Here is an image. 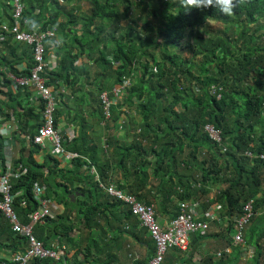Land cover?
Instances as JSON below:
<instances>
[{"label": "trees", "instance_id": "1", "mask_svg": "<svg viewBox=\"0 0 264 264\" xmlns=\"http://www.w3.org/2000/svg\"><path fill=\"white\" fill-rule=\"evenodd\" d=\"M7 1L11 10L7 23L12 24V0ZM83 1L87 11L81 14ZM22 2L28 20L26 31L42 33L54 27L71 40L57 52L58 70L45 76L49 87L63 85L75 90L81 73L88 70L77 67L82 60L99 69L94 89L83 96L107 133L103 147L89 145L87 131L92 126L79 108L75 117L68 115L79 125L80 133L71 142L63 137L61 143L65 151L80 157L71 159L70 167L59 168L63 156L54 152L53 145L45 163L35 161L33 154L48 146L33 143L40 126L30 132L34 150L28 158L14 163V171L20 174L11 180L14 210L22 224H29L30 215L41 205L36 186L45 187L47 199L65 210L34 224L33 235L46 248L66 245L69 251L61 261L35 259L28 264H107L103 251L111 249L124 233L141 238L143 232L152 241L149 247L155 255L156 243L148 229L141 226L131 206L103 191L90 172L92 166L101 183L115 185L152 206L160 225L158 215L167 207L170 222L182 214V204L196 205L215 189L214 197L206 199L201 211L218 205L230 220L234 235L244 207L251 202L253 215L243 234L245 244L256 247L250 262L263 264L264 0H233L231 16L216 7L184 8L178 0ZM60 19L67 22L60 24ZM122 21L128 23L125 29ZM3 37L0 105L6 114L0 108V117L7 118L24 114L20 95L26 91H14L9 75H30L32 65L26 73H19L16 66L21 58L32 64L33 59L30 48L23 45L26 51L19 55L20 44L9 35ZM55 40L46 43V51ZM126 83L130 87L111 106V117L106 119L101 95ZM61 105L69 108L63 95ZM205 126L220 131L222 142L211 140ZM2 141L0 136L1 164ZM119 173L122 178H117ZM76 193L79 195L73 201L70 195ZM161 205L165 207L161 209ZM28 247V238L13 231L10 220L0 213V253L10 256L1 258L0 264H18L12 259ZM108 256L116 258L112 252ZM223 263L220 258L217 264Z\"/></svg>", "mask_w": 264, "mask_h": 264}, {"label": "built area", "instance_id": "2", "mask_svg": "<svg viewBox=\"0 0 264 264\" xmlns=\"http://www.w3.org/2000/svg\"><path fill=\"white\" fill-rule=\"evenodd\" d=\"M12 6V24L7 23L0 27V35L2 36L0 42L5 41L3 35H9L12 37L14 43L24 45L32 51L33 64L29 70L30 75L19 78L9 75V78L12 81L13 90L16 92L33 89L42 107V124L33 138V143L46 147L47 142H49L53 145L58 155H65L69 159L80 157L76 153L66 152L62 146V136L56 127V115L59 108L60 95L63 94V91L59 92L49 87L48 79L45 77L49 72L46 43L49 40L55 39V32L48 30L42 33H29L24 29L28 24V20L24 18L25 6L22 0H12ZM129 87L130 84L126 83L121 89H115L111 93L105 92L101 95L100 101L106 119L111 117V106L121 99L125 90ZM204 129L211 140L217 143L222 142L220 131L214 129L212 126H205ZM247 154L251 157L250 152ZM261 158L264 159V155H261ZM90 172L94 175L95 180L100 183L103 191L131 206V211L133 215L137 216L141 226L148 229L156 243V253L148 264H164L166 255L171 249L186 252L189 249L191 236L196 233H203L208 229V221L198 219L196 205L189 206L186 204L181 205L182 214L177 219L170 221L162 227L156 220L155 211L152 206H146L130 194L117 189L115 185L107 186L101 183L100 175L94 166L91 167ZM19 176L20 174L13 170H6L0 175V213L10 220L13 231L27 237L29 240V247L26 252L15 255L12 261L18 264H28L35 259L61 261L68 255L69 248L66 245L46 248L44 243L33 235L34 224L43 223L47 218L55 216L52 202L47 199L46 188L39 184L36 186V195L41 205L38 211L30 215L31 222L29 224H22L16 215L14 210L15 197L12 195L11 180ZM243 212L244 214L239 219L236 225V232L233 235L232 243L234 245L245 244L243 229L249 224L253 215L251 202L244 207ZM206 218L213 220V217H209V215ZM73 257L72 255L70 258L71 262L74 261ZM196 264H200V262Z\"/></svg>", "mask_w": 264, "mask_h": 264}, {"label": "crops", "instance_id": "3", "mask_svg": "<svg viewBox=\"0 0 264 264\" xmlns=\"http://www.w3.org/2000/svg\"><path fill=\"white\" fill-rule=\"evenodd\" d=\"M9 5L10 3L7 0H0V25L7 24L8 16L11 13V10L8 9ZM84 5L87 7V2L83 1L81 4L82 11ZM66 22L67 21L64 19L59 20L60 24H64ZM53 29L56 32V40L47 45V59L49 63L48 71L50 73L56 72L58 70L59 60L57 59V52L71 41L60 33V29L54 27ZM18 46H21V51L19 52V55H21L24 51H26V47L23 45ZM31 65L32 63L29 59L21 58V63L16 66V69L19 73H26L29 66ZM83 66H86L83 61H80L77 64L78 68H83ZM85 73L87 74L86 80H90L92 74L89 71ZM88 74L90 75L88 76ZM83 85L86 84L84 77L81 75L80 85L75 88V90L63 85L51 87L52 89L58 90L59 92L63 91L62 95L67 106H69V108L65 109L62 105L59 106V124L57 129L62 138H69L70 142L78 137V134L80 133L79 125L76 123V121L73 123L71 121V117H75L74 114L79 108L78 112L80 111L83 117L92 126V129L87 131L88 141L90 143L89 145L97 144L99 147H103V142L107 133L104 129V126L98 123L99 117L98 115H94V110L89 106V99L84 98V93H89V90L86 86L85 88H82ZM25 92H27L26 96ZM72 93H75V96H72ZM20 98L22 101V108L25 110L24 114L19 116L8 115L7 118L0 117V136L3 138V153L1 154V157L4 161L3 164H1L0 161V175L2 172H4L2 165L6 170L14 171V163L16 161L23 159L24 157L28 158L31 155V152L34 150V147L30 142L31 133L36 132L37 127L41 126L42 124V108L37 100V94L34 92V90L30 89L24 91V93L20 95ZM82 100L83 102H81ZM91 100L92 99H90V102ZM79 103H81V105ZM0 108L1 113L6 114L4 106L0 105ZM30 112H32V115H28ZM68 115L71 116L70 119ZM96 129L99 131L97 132ZM47 146L48 148L46 150L33 154V158L37 163H45L47 157L52 154L53 149L50 147L51 143L47 142ZM63 157L60 159L61 162L59 168L70 167L71 159L67 158L66 156ZM46 171L47 169H45V172ZM117 178H122V174H117ZM215 193L216 190L212 189L208 195L202 197L197 203H195L197 217L198 219L208 221V229L203 233H197L191 236L189 249L186 252H181L177 249L169 250L164 264H196L197 262H200V264H217L220 258L224 262L223 264H231L233 262V264H252L250 261L254 257L256 247L248 243L244 245H234V243H232L231 239H233L234 231L233 226L230 220L223 215L221 209L217 208L218 205H212L206 211H201L206 199L211 200ZM52 205L54 215L61 214L65 210L63 205H58L55 202H53ZM163 207L165 206L161 205V209H163ZM169 209L170 208L167 207L166 210H164L166 211L165 213L158 215L159 222L162 226L167 225L169 222ZM208 215L209 217L212 216L213 220L206 218ZM140 234L141 238L124 233L121 238H119L118 241L113 244L111 249L109 248L103 251L104 257H102V259L108 262L107 264H136L141 261H149L154 255V253H151V249L149 247V245H152V241H150L148 236L143 235V232ZM251 246H253L255 249H252ZM109 252H112L116 258L112 259L110 256H108ZM1 258L10 259V256L0 253V260Z\"/></svg>", "mask_w": 264, "mask_h": 264}, {"label": "clouds", "instance_id": "4", "mask_svg": "<svg viewBox=\"0 0 264 264\" xmlns=\"http://www.w3.org/2000/svg\"><path fill=\"white\" fill-rule=\"evenodd\" d=\"M178 2L184 8L216 7L227 16L233 15L235 7L233 0H178ZM240 2L244 3L245 0H240Z\"/></svg>", "mask_w": 264, "mask_h": 264}, {"label": "rangeland", "instance_id": "5", "mask_svg": "<svg viewBox=\"0 0 264 264\" xmlns=\"http://www.w3.org/2000/svg\"><path fill=\"white\" fill-rule=\"evenodd\" d=\"M86 11H87V7H86V5H84L83 11L81 10V14L86 13ZM127 25H128V23L126 21H122V27H123L122 29H125ZM83 62L86 65V66H84V68H87L88 69L87 72L89 71L92 74V76H91V79L90 80H88V79L86 80V78H87L86 77V73L83 72V73H81V75L84 77V80H85V84H86L87 89L89 91H92L94 89V88L92 89V84H93V81L95 80L96 74L99 73V69L94 64L93 65L92 64L89 65L86 60H84ZM106 82H107V79H105V81L103 82V84L106 85ZM89 88H91V89H89ZM96 95H97V93L95 92L94 97H96ZM96 131L98 132L99 130L96 129ZM123 135L124 134H120V136H123ZM78 234L79 233H77V235ZM263 264H264V261H263Z\"/></svg>", "mask_w": 264, "mask_h": 264}, {"label": "water", "instance_id": "6", "mask_svg": "<svg viewBox=\"0 0 264 264\" xmlns=\"http://www.w3.org/2000/svg\"><path fill=\"white\" fill-rule=\"evenodd\" d=\"M78 195H79V193H76V194H74V195H70V196H71L72 200L74 201V198H75L76 196H78ZM251 248H252V249H255L253 246H251Z\"/></svg>", "mask_w": 264, "mask_h": 264}]
</instances>
